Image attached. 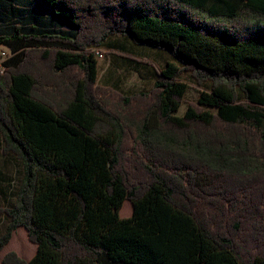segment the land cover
Returning <instances> with one entry per match:
<instances>
[{"label": "trees", "instance_id": "16d2710c", "mask_svg": "<svg viewBox=\"0 0 264 264\" xmlns=\"http://www.w3.org/2000/svg\"><path fill=\"white\" fill-rule=\"evenodd\" d=\"M0 0L4 264H264V0ZM30 10V11H29ZM112 36L166 51L148 91L97 84ZM187 72L204 90L177 115ZM126 200L129 217H121Z\"/></svg>", "mask_w": 264, "mask_h": 264}, {"label": "rangeland", "instance_id": "374dc122", "mask_svg": "<svg viewBox=\"0 0 264 264\" xmlns=\"http://www.w3.org/2000/svg\"><path fill=\"white\" fill-rule=\"evenodd\" d=\"M24 9L36 10L37 14H44V7L37 0H30ZM30 11V10H29ZM98 60L97 84L120 92L132 94L150 90L155 83V69L164 66L169 54L156 48L133 45L128 37L112 36L103 46H93L91 49ZM12 54L8 52V57ZM182 79L189 88L183 98L177 115H183L190 103H195L204 90L195 84L185 72ZM3 137L0 132V209L10 207L14 203L15 193L22 176L20 160L12 153L3 150ZM132 203L126 200L120 210L121 217L132 214ZM8 219L0 213V235L5 231ZM36 244L28 238L24 227L17 228L9 243L0 252V264L7 252H16L25 260L31 259L36 253Z\"/></svg>", "mask_w": 264, "mask_h": 264}, {"label": "built area", "instance_id": "2783aa9c", "mask_svg": "<svg viewBox=\"0 0 264 264\" xmlns=\"http://www.w3.org/2000/svg\"><path fill=\"white\" fill-rule=\"evenodd\" d=\"M8 50L7 49H1L0 50V67L3 69V66H1V63L7 59V56H8Z\"/></svg>", "mask_w": 264, "mask_h": 264}, {"label": "crops", "instance_id": "0c3cea01", "mask_svg": "<svg viewBox=\"0 0 264 264\" xmlns=\"http://www.w3.org/2000/svg\"><path fill=\"white\" fill-rule=\"evenodd\" d=\"M129 41H130V40H129ZM169 59H170V56H168V58L166 59V61L169 60ZM166 61H165V62H166ZM132 211H133V209H132Z\"/></svg>", "mask_w": 264, "mask_h": 264}]
</instances>
